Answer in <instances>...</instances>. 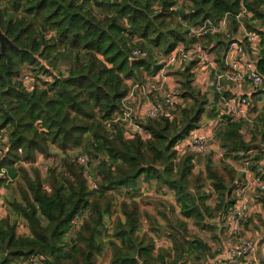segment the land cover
Segmentation results:
<instances>
[{
	"label": "trees",
	"instance_id": "1",
	"mask_svg": "<svg viewBox=\"0 0 264 264\" xmlns=\"http://www.w3.org/2000/svg\"><path fill=\"white\" fill-rule=\"evenodd\" d=\"M243 7L252 15L246 28L261 36L257 69L264 78V0H0V29L12 43L5 54L0 44V131L7 138L0 160V203L7 209L0 218V264H98L106 251L108 264H201L209 256L210 245L191 233L190 222L198 231L223 225L242 177L230 165L219 172L210 156L196 176V155H181L177 146L203 127L207 114L220 120L214 134L232 159L241 162L257 148L253 162L264 166V126L247 142L243 119L210 114L194 64L177 73L183 104L173 118L148 120L146 137H126L114 121L129 81L143 83L145 73L153 77L162 68L158 53L201 43L213 47L224 69L229 43L221 35L192 38L190 30L226 15L236 30ZM136 48L150 57L132 61ZM213 95L215 111L220 95ZM259 121L264 125V113ZM82 155L87 166L78 162ZM40 156H64L61 169L47 167L43 177ZM141 178L174 194L171 210L179 218L168 221L164 208L160 216L168 223L155 229L166 232L170 248L157 249L142 227L135 196ZM120 190L131 199L117 209L113 193Z\"/></svg>",
	"mask_w": 264,
	"mask_h": 264
},
{
	"label": "built area",
	"instance_id": "2",
	"mask_svg": "<svg viewBox=\"0 0 264 264\" xmlns=\"http://www.w3.org/2000/svg\"><path fill=\"white\" fill-rule=\"evenodd\" d=\"M251 17L252 15L243 7L236 16V21L239 24L236 30L231 28L228 15L218 22L211 19L205 20L201 25L190 30L192 38L221 35L229 43L227 51L222 55L224 69L219 67L217 57L211 51L213 47L205 48L201 43L180 45L168 55L156 54L155 58L161 60L162 68L157 74L150 77L149 83H133V88L127 98L123 100L121 112L114 121L120 124L125 136L146 137L147 133L143 125L148 120L160 116L170 118L175 116V112L179 108L177 99L180 89L178 86L168 84V77L163 75V69L178 68L176 70L184 71L192 64H194L192 72L196 74V80L201 71L206 70L209 73L211 92L220 95L218 102L221 106V116L230 117L236 121L246 119L252 107L250 98L252 93L248 89H259L264 86V78L257 69L261 36L256 31L248 30L244 23V19ZM132 57L133 59H148L150 54L146 50L136 48L132 51ZM24 81L33 83L32 77L29 75L24 77ZM136 93L145 100L137 98ZM150 94H154L152 100L149 99ZM155 98L158 100L156 103L154 102ZM135 101H139L137 108L133 106ZM214 126L215 128L211 129L212 134L201 135L198 133L199 130L191 133L189 137L178 144L179 153L181 155L187 152L196 156L207 155L211 150L214 131L222 126L220 120H215ZM6 142L7 138L0 131V160L5 154L4 144ZM256 153L249 152L240 162L239 172L242 179L233 190V194L237 198L236 204L224 222L223 231L226 240L221 254L229 264H263L259 253H261V248L264 256V229L258 240H252L246 236L245 231L257 202L261 201L264 206V166L253 162L252 155ZM78 162L87 166L89 161L86 156L82 155L78 157ZM4 174V170L0 171V177ZM88 179L91 180L93 189H97L92 177L89 176ZM34 264H41V261L35 259Z\"/></svg>",
	"mask_w": 264,
	"mask_h": 264
},
{
	"label": "rangeland",
	"instance_id": "3",
	"mask_svg": "<svg viewBox=\"0 0 264 264\" xmlns=\"http://www.w3.org/2000/svg\"><path fill=\"white\" fill-rule=\"evenodd\" d=\"M245 21L248 22V20H245ZM245 21H244V23L246 25ZM137 41L138 40L134 41V43H136ZM155 60H156L155 64L156 65L158 64L159 66H161V64H160L161 60L158 58H155ZM27 70H31V67L27 66L23 70L22 73L25 74L27 72ZM163 70H164L163 75L171 78V84H173V86L180 87L179 83H180L181 77L176 73L179 70H176V69H163ZM145 74H144L142 81L144 83H149L151 81L150 80L151 76L146 78ZM140 82H137V83H140ZM128 85L130 86V91H131L133 88V85H134L133 82L129 81ZM31 86H32L31 82L26 83V87L28 89H31ZM248 90L250 93H252V95L255 94L256 97L252 98V100H251L253 107H251V110L249 112V116L246 119H244L246 124L242 130V135L247 142H251L255 137L256 131L260 130L264 126L263 123H261V121H259V118L264 113V95L259 94V91L262 90L261 88L260 89H251L250 88ZM207 94H208V97L210 99V104H209L210 114L218 113V111L221 110V106H219V102L217 104L218 108L214 111L213 110L214 106H212V104L215 100L214 95L211 91H208ZM136 95H137V93H136ZM139 95L140 94L137 95V98L144 101L145 99L140 98ZM153 95L154 94L149 95L150 100H152ZM180 95H181V91H180V94H179L178 99H177V101L179 102V106L183 104V100L181 99ZM157 101L158 100L155 98L154 102L156 103ZM138 104H139V101L138 102L135 101L133 103V106L135 108H137ZM145 104H146V102H145ZM133 106H131V108H133ZM208 119H209V117L206 114L204 116L203 123H202L203 127L198 131V133H200L201 135H206L208 132H211L210 129L215 128L214 124L208 122ZM214 133H215V131H214ZM215 135L216 134H214L212 142H211L210 152L204 156H195V158H194L195 175L197 176L200 173H202V171H204L205 162L207 160V157L210 156L219 172L223 173L225 171V167L227 165H230L237 172V174H238L237 178H238L240 176L239 171L241 169L240 161L232 159V157H234V155L232 154L230 156L229 153H227L223 148H221L219 141H218V138ZM254 144H256L258 148H260V145H261L260 137ZM256 149L257 148L253 149L252 152H256L257 151ZM54 153H56V151H54ZM227 155H229V156H227ZM63 157L64 156H61V157L57 156V157H51V158L45 159L44 157L40 156L38 158V162H37L36 166H37V168L40 169L43 177H45L47 167L57 168L59 170L61 169ZM203 177H204V175H203ZM137 189H139V193L135 196H136V200L139 203L140 219H141L143 229L146 232H148L149 235L154 237V241H155V245H156L157 249L170 248L171 242L169 241L168 237L166 236V232L163 231V232L156 233L155 229H158L157 225H161V224L167 225V223H168L164 219H162L160 216V214L164 210V208H166L165 210H166V213H167V216L169 219L168 221L175 222L179 218L178 209L175 207L174 211L171 210V205L175 206L174 194L171 191H169L166 187H164L162 185H158L156 182H147L143 178H141L138 181ZM207 190L209 192L211 191L210 188H208ZM2 194L6 195L7 191L3 189ZM113 195L115 196V206L117 207V209L119 208V206L121 205V203L123 201H127V200L131 199V195L128 196L124 190L114 192ZM214 199H215V196H212V198L209 202V205H214ZM257 206H258V208H255ZM263 209H264V206L262 205V202L261 201L257 202V204L254 206V210H253L249 225L245 229L246 236H247V233L250 235H253L251 237L249 236L252 240H258L261 238L262 231H263L262 229H264V212H262ZM6 214H7V209L5 208L4 205L0 204V218L5 217ZM116 216L117 215H115V217ZM149 217L154 219L153 224L150 222ZM212 223H215V222H212ZM222 226H223V228L221 231L218 228L215 229L213 226H212V229H207L204 231H198L197 229L194 228V226L192 225V222H190V228H191L192 234L198 235L203 240H205V242L208 243L209 245L216 243L217 246H220L223 248V245L221 243H222V239L224 238V235H223L224 224ZM152 228L154 230H152ZM219 232H221V235H220L221 237H219ZM20 233H23V231L20 230ZM255 235L257 238H255ZM218 244H220V245H218ZM210 247L212 248V246H210ZM222 248H221V250H222ZM221 250H220V252H221ZM109 259H110V253H109V251H106L105 256H103L101 259H99L98 264H108ZM205 263L206 262H202L201 264H205ZM186 264H194V263L187 262Z\"/></svg>",
	"mask_w": 264,
	"mask_h": 264
},
{
	"label": "crops",
	"instance_id": "4",
	"mask_svg": "<svg viewBox=\"0 0 264 264\" xmlns=\"http://www.w3.org/2000/svg\"><path fill=\"white\" fill-rule=\"evenodd\" d=\"M188 67H190V66H188ZM173 69H178V68H173ZM181 71L182 70H179L176 73L181 72ZM168 84L170 86H173V84H171V78L170 77H168ZM195 85L198 86V87H200L203 92H207L208 93V91H212V88L210 87V77H209V73L206 70L201 71L199 73V75H197V80H196ZM208 122L214 124V121L213 120L208 119ZM210 131H211V129H210ZM208 134H212V133L211 132H208ZM0 204L3 205V202H1ZM255 208H258V206L255 207ZM263 210H262V212H264ZM217 227H218V225H217ZM218 229L221 231L222 230L221 229V226ZM220 235H221V232H219V237H221ZM223 235H224V238L222 239V243L221 244L224 247L225 240H226V235H225V232L224 231H223ZM247 236L248 237L249 236L251 237L253 235H250V234L247 233ZM255 238H257L256 235H255ZM218 245H220V244H218ZM210 246H212L211 252H210L209 256L206 257L203 260V262H206L205 264H229V262L226 261V259L224 258V256L220 252V250H221L222 247L217 246L216 243H213ZM260 250H261V253H259L260 254V258L262 260V263H264L263 251H262L261 248H260Z\"/></svg>",
	"mask_w": 264,
	"mask_h": 264
},
{
	"label": "water",
	"instance_id": "5",
	"mask_svg": "<svg viewBox=\"0 0 264 264\" xmlns=\"http://www.w3.org/2000/svg\"><path fill=\"white\" fill-rule=\"evenodd\" d=\"M0 44H1V50L2 53L5 54V49L7 45H12L11 41L8 39V37L2 32L0 29ZM132 61L134 59H131Z\"/></svg>",
	"mask_w": 264,
	"mask_h": 264
}]
</instances>
